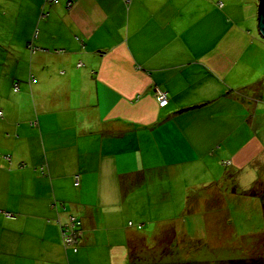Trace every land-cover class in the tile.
<instances>
[{"label": "crops", "instance_id": "crops-1", "mask_svg": "<svg viewBox=\"0 0 264 264\" xmlns=\"http://www.w3.org/2000/svg\"><path fill=\"white\" fill-rule=\"evenodd\" d=\"M256 7L257 0H74L68 8L66 0H0L1 34L17 42L8 73L21 75L15 113L0 110L13 118L0 121V137L9 139L0 154L2 264H129L149 219L121 215L125 192L205 158L222 169L217 193L235 188L233 198H249L238 193V178L257 168L250 188L263 194ZM69 216L80 223L76 253L61 243Z\"/></svg>", "mask_w": 264, "mask_h": 264}, {"label": "rangeland", "instance_id": "rangeland-1", "mask_svg": "<svg viewBox=\"0 0 264 264\" xmlns=\"http://www.w3.org/2000/svg\"><path fill=\"white\" fill-rule=\"evenodd\" d=\"M1 28L0 110L4 113L11 108L7 114H12L16 107L11 103L20 89L11 92V88L12 84L18 85L21 75L8 73L10 65L6 59L17 51V42L9 41L6 34H1ZM6 140L8 143L0 137V154L9 146V139ZM212 165L211 159L205 158L196 166H185L184 174L155 178L154 184L145 182L125 192L119 202L121 215L134 223L149 219L142 230H137L139 238L132 250L134 264H215L264 257V211L253 198H233L230 190L222 187L217 193V184L223 182L222 169ZM256 170L246 169L239 176L238 185L243 191L252 186L250 171ZM247 173L249 176H245ZM223 185L229 186L228 181ZM131 201L135 206L130 207ZM158 221L166 223L160 226ZM140 236L147 240L143 242Z\"/></svg>", "mask_w": 264, "mask_h": 264}, {"label": "built area", "instance_id": "built-area-1", "mask_svg": "<svg viewBox=\"0 0 264 264\" xmlns=\"http://www.w3.org/2000/svg\"><path fill=\"white\" fill-rule=\"evenodd\" d=\"M73 1L74 0H66V7L68 8ZM58 2L59 0H44V3L48 6L56 5ZM12 91L17 92L16 84L13 85ZM155 99L160 107L165 106L167 102L165 93L160 90H155ZM74 179H75L74 185L77 186L78 184L77 176H75ZM73 221H74V218L69 217L67 224L64 227H62L60 231V237H61V241L63 245L67 247L72 246V249H74V245L77 242V234H79V231L76 228H74Z\"/></svg>", "mask_w": 264, "mask_h": 264}, {"label": "trees", "instance_id": "trees-1", "mask_svg": "<svg viewBox=\"0 0 264 264\" xmlns=\"http://www.w3.org/2000/svg\"><path fill=\"white\" fill-rule=\"evenodd\" d=\"M234 189H233L232 193H235ZM238 193H242V195L247 196L249 198H253V197H257L258 196V198H259V200L261 202V207H262V209L264 211V196H263V194L257 195L256 190H255V186H253L249 190L241 191V192H238ZM69 217H73V216H69ZM73 218H74V221H73L74 228H76L79 231V234H77V242L74 245V249H72V246H70V247L64 246L62 241H61V243H62V245H63V247L65 249H68V250L72 251L73 253H76L77 249H78V246H79V243H80L81 229H80V223L77 220V218H75V217H73ZM67 221H68V219H67ZM66 224H67V222H66ZM129 264H134L133 256H132L131 260L129 261ZM155 264H160V263L158 261H156ZM183 264H190V263H183ZM215 264H264V257H251V258L244 259V260L218 261Z\"/></svg>", "mask_w": 264, "mask_h": 264}, {"label": "water", "instance_id": "water-1", "mask_svg": "<svg viewBox=\"0 0 264 264\" xmlns=\"http://www.w3.org/2000/svg\"><path fill=\"white\" fill-rule=\"evenodd\" d=\"M256 27L259 36L264 41V0H257Z\"/></svg>", "mask_w": 264, "mask_h": 264}]
</instances>
